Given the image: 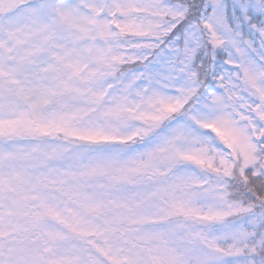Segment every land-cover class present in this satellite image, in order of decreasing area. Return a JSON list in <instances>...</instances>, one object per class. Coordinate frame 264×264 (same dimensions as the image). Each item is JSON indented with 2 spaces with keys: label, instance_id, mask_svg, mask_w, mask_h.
<instances>
[{
  "label": "snow or ice",
  "instance_id": "snow-or-ice-1",
  "mask_svg": "<svg viewBox=\"0 0 264 264\" xmlns=\"http://www.w3.org/2000/svg\"><path fill=\"white\" fill-rule=\"evenodd\" d=\"M0 264H264V0H0Z\"/></svg>",
  "mask_w": 264,
  "mask_h": 264
}]
</instances>
